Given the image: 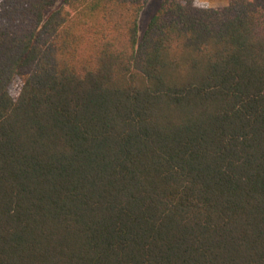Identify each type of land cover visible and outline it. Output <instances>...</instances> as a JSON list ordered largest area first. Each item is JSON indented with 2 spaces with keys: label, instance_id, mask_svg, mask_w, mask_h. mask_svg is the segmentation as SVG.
<instances>
[{
  "label": "trees",
  "instance_id": "obj_1",
  "mask_svg": "<svg viewBox=\"0 0 264 264\" xmlns=\"http://www.w3.org/2000/svg\"><path fill=\"white\" fill-rule=\"evenodd\" d=\"M146 3L0 0V264H264V0Z\"/></svg>",
  "mask_w": 264,
  "mask_h": 264
},
{
  "label": "rangeland",
  "instance_id": "obj_2",
  "mask_svg": "<svg viewBox=\"0 0 264 264\" xmlns=\"http://www.w3.org/2000/svg\"><path fill=\"white\" fill-rule=\"evenodd\" d=\"M163 0H147L145 7L142 9L140 16H139V32H138V39L141 40L143 33L148 26L151 18L157 12L158 8L160 7ZM230 0H211L213 4V8H222L229 3ZM59 6V1L51 8ZM50 10V11H51Z\"/></svg>",
  "mask_w": 264,
  "mask_h": 264
},
{
  "label": "clouds",
  "instance_id": "obj_3",
  "mask_svg": "<svg viewBox=\"0 0 264 264\" xmlns=\"http://www.w3.org/2000/svg\"><path fill=\"white\" fill-rule=\"evenodd\" d=\"M193 7L195 8H210L213 7L211 0H193Z\"/></svg>",
  "mask_w": 264,
  "mask_h": 264
}]
</instances>
